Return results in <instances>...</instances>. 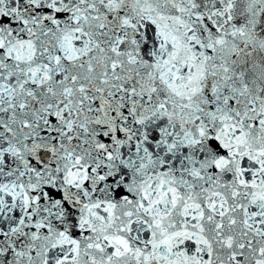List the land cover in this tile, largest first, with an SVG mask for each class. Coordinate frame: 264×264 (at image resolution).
<instances>
[{
  "label": "snow or ice",
  "instance_id": "1",
  "mask_svg": "<svg viewBox=\"0 0 264 264\" xmlns=\"http://www.w3.org/2000/svg\"><path fill=\"white\" fill-rule=\"evenodd\" d=\"M0 264H264V0H0Z\"/></svg>",
  "mask_w": 264,
  "mask_h": 264
}]
</instances>
